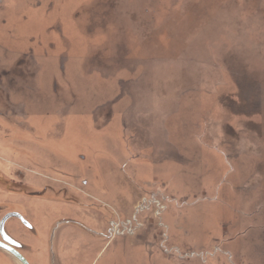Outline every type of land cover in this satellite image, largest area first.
<instances>
[{
    "label": "rangeland",
    "instance_id": "obj_1",
    "mask_svg": "<svg viewBox=\"0 0 264 264\" xmlns=\"http://www.w3.org/2000/svg\"><path fill=\"white\" fill-rule=\"evenodd\" d=\"M11 212L31 264H264V0H0Z\"/></svg>",
    "mask_w": 264,
    "mask_h": 264
},
{
    "label": "flooded vegetation",
    "instance_id": "obj_2",
    "mask_svg": "<svg viewBox=\"0 0 264 264\" xmlns=\"http://www.w3.org/2000/svg\"><path fill=\"white\" fill-rule=\"evenodd\" d=\"M16 219L18 222L23 223L20 218H22L25 223H23L27 228L30 229L31 225L27 219L19 212H11L6 214V216L0 221V250H3L5 253L9 254L18 264H21L20 261L12 254L13 252L20 255L27 264H31L27 258L21 253L20 248L21 244L9 236L5 230V223L8 219ZM3 245V246H2ZM8 249V250H6Z\"/></svg>",
    "mask_w": 264,
    "mask_h": 264
},
{
    "label": "water",
    "instance_id": "obj_3",
    "mask_svg": "<svg viewBox=\"0 0 264 264\" xmlns=\"http://www.w3.org/2000/svg\"><path fill=\"white\" fill-rule=\"evenodd\" d=\"M20 220L23 222V223H25V221L22 219V218H20ZM1 245V244H0ZM3 246V245H2ZM6 250H8V249H6ZM19 261H20V263L21 264H27L26 263V261L20 256V255H18L17 253L15 254L14 252L12 253Z\"/></svg>",
    "mask_w": 264,
    "mask_h": 264
}]
</instances>
